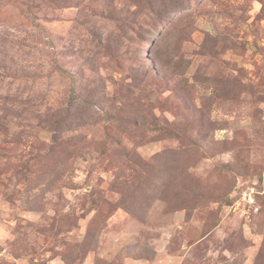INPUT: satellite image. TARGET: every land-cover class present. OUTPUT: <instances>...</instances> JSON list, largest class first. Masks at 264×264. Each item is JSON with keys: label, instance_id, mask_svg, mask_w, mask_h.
<instances>
[{"label": "rangeland", "instance_id": "rangeland-1", "mask_svg": "<svg viewBox=\"0 0 264 264\" xmlns=\"http://www.w3.org/2000/svg\"><path fill=\"white\" fill-rule=\"evenodd\" d=\"M0 264H264V0H0Z\"/></svg>", "mask_w": 264, "mask_h": 264}]
</instances>
